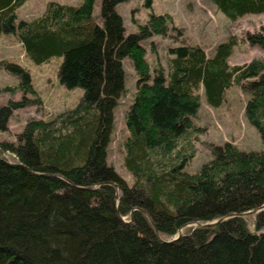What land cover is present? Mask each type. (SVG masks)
I'll return each mask as SVG.
<instances>
[{"label": "trees", "instance_id": "1", "mask_svg": "<svg viewBox=\"0 0 264 264\" xmlns=\"http://www.w3.org/2000/svg\"><path fill=\"white\" fill-rule=\"evenodd\" d=\"M24 1L0 0V35L16 34L37 63L63 55L60 82L81 86L84 95L55 117L28 120L17 140L0 139V148L14 154L7 160L0 153V264H264V208L234 214L264 204V148L212 142L210 159L187 169L197 152L201 94L219 105L233 81L264 140V59L231 65L240 41L233 36L211 56L199 45L170 46L167 65L153 67L142 41L183 34L171 14L152 11L127 33L116 9L125 0H101V22L95 0H50L35 18L17 22ZM213 1L231 19L264 13V0ZM245 40L264 49V26ZM124 57L138 74L125 113L124 164L132 184L108 162L114 112L126 90ZM2 65L19 75L24 92H35L24 66ZM34 102L24 95L0 105V131L15 108ZM107 181L119 186L118 203Z\"/></svg>", "mask_w": 264, "mask_h": 264}, {"label": "rangeland", "instance_id": "2", "mask_svg": "<svg viewBox=\"0 0 264 264\" xmlns=\"http://www.w3.org/2000/svg\"><path fill=\"white\" fill-rule=\"evenodd\" d=\"M49 1L25 0L16 10V21L35 18L46 8ZM57 1L79 5L83 0ZM144 2L145 0H125L116 4L117 11L123 16L127 33L137 31L138 23L145 22L152 11L171 14L172 25L183 31V34H179L177 30H171L167 36L155 34L152 36L153 39L142 41L147 48V58L153 67L159 61L167 65L168 59L172 57L169 53L170 46L199 45L211 56L220 42L227 41L233 36L240 41L233 47L229 57L231 65L243 64L256 57L264 59V49L252 46L245 40L248 31L258 30L264 26V13H246L231 19L213 0H153L152 7L145 5ZM94 16L98 22L102 21L101 0L94 1ZM152 42L156 47L155 52ZM63 59V55H55L37 63L27 54L16 34L0 35V105L6 104L10 99H22L24 95L39 101L15 108L9 118L8 129L0 131V139L15 141L17 134L31 118L49 119L78 104L84 95V89L81 86L68 87L60 82L59 69ZM7 60L21 64L30 72L35 92H24L20 88L19 75L2 65ZM122 61L126 90L115 108V129L108 147V162L132 184L133 176L124 164V142L129 135L125 113L137 92L138 74L130 57H124ZM225 96L221 104L211 105L201 94L202 104L195 118L196 126H200L195 139L197 152L187 166L189 171L198 170L204 161L210 159L212 142L221 144L225 140H232L245 150L264 148L260 131L249 122L244 113L246 95L241 85L233 81ZM6 154L8 157L14 155L11 152ZM191 225L197 223L192 222L187 227ZM181 230L182 233L185 231L183 227Z\"/></svg>", "mask_w": 264, "mask_h": 264}, {"label": "water", "instance_id": "3", "mask_svg": "<svg viewBox=\"0 0 264 264\" xmlns=\"http://www.w3.org/2000/svg\"><path fill=\"white\" fill-rule=\"evenodd\" d=\"M0 153H1L3 156H5V158H6L7 160H9L7 154H6L1 148H0ZM107 182L115 186V188H116V190H117V196H118V198H117V203H118V199H119V195H118V194H119V190H120L119 186H118L115 182H113V181H107ZM91 187H92V186H89V187H87V188H91ZM261 208H264V204H262V205L259 206V207L254 208V209L248 210V211H246V212H240V213H234V214H235V215H246V214H250V213H255L256 211H258V210L261 209ZM117 211H118V210H117ZM144 212H146V211H144ZM146 213H147V212H146ZM224 218H225V217H220V218H218V219H216V220H213V221H211V222H209V223H203V222H201V221H195V222H196L197 224H213V223H217V222L223 220ZM156 232L158 233V230H156ZM178 233H179V234H178L177 236L173 237L171 240H175V239L179 238L180 235L182 234V230L180 229ZM158 234H159V233H158Z\"/></svg>", "mask_w": 264, "mask_h": 264}]
</instances>
